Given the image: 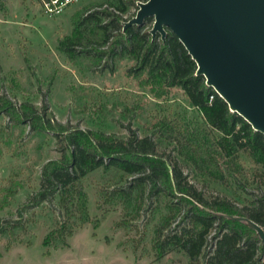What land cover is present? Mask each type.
Wrapping results in <instances>:
<instances>
[{"label":"rangeland","instance_id":"obj_1","mask_svg":"<svg viewBox=\"0 0 264 264\" xmlns=\"http://www.w3.org/2000/svg\"><path fill=\"white\" fill-rule=\"evenodd\" d=\"M3 2L0 95L16 107L29 103L41 112L44 108L45 117L54 123L102 131L119 139L131 132L149 136L157 151L176 161L206 198L226 197L238 205H253L260 192L255 182L260 165L240 154V172L225 171L227 182L221 185L197 172L183 157L194 141L205 145L221 133L204 121L179 87L166 88L156 97L154 91L159 92L160 85L152 84L146 73H128L136 63L130 55L115 56L104 66L103 60H94L92 52L85 56L81 51L69 59L57 49L59 41L72 32L76 15L114 0H77L56 16H46L34 0ZM133 8L129 6L123 17L128 18ZM142 25L151 29L149 22ZM54 133L14 124L0 113V202L5 200V191H17L0 209V228L5 229L0 233V264H189L182 250H168L158 258L154 249L155 228L167 211L165 198L145 196L143 204L133 200L128 205L117 198L102 202L100 193L132 178L113 168L100 167L82 179L89 219L80 224L78 215H73V234L66 237V245H44L46 235L66 218L57 193L38 205L33 203L42 166L60 158ZM120 221L122 225L117 224Z\"/></svg>","mask_w":264,"mask_h":264},{"label":"trees","instance_id":"obj_2","mask_svg":"<svg viewBox=\"0 0 264 264\" xmlns=\"http://www.w3.org/2000/svg\"><path fill=\"white\" fill-rule=\"evenodd\" d=\"M3 4L0 0V7ZM135 5L136 0H114L101 9L76 15L72 32L59 41L57 49L69 59L81 51L85 56L92 52L94 60H103L104 66L115 56L130 55L136 63L128 73L136 76L146 73L152 84L161 86L159 92L154 91L156 97L166 88L179 87L204 121L221 133L217 139H207L205 145L194 141L192 149L183 152L185 160L211 182L224 185L225 171L240 172L243 154L262 167L255 174L259 195L251 206L238 205L226 197L206 198L187 180L176 161L157 151L151 137L131 132L127 138L119 139L102 131L54 123L45 117L44 108L41 112L29 103L16 107L1 94L0 113L14 124L26 123L36 132L55 131L60 158L42 166L40 189L33 196V203L38 205L57 193L66 218L46 235L44 245H66V237L73 234L70 223L73 215H78L80 224L89 219L82 179L100 167L113 168L132 178L125 185L100 193L103 203L117 198L124 205L133 200L143 204L145 196L166 199L167 211L155 228L153 245L158 258L168 250H182L189 264H264V259L261 260L264 243L244 220L234 218H248L264 230V135L232 112L214 89L206 85L205 78L195 74L196 63L173 33L167 31L162 39L160 34L152 38L143 25L123 30V22L134 14L128 18L122 14ZM147 22L150 27L152 19L146 18L144 23ZM77 46L80 51H76ZM16 192L15 188L4 192L0 209ZM0 233H5V229L0 228Z\"/></svg>","mask_w":264,"mask_h":264},{"label":"water","instance_id":"obj_3","mask_svg":"<svg viewBox=\"0 0 264 264\" xmlns=\"http://www.w3.org/2000/svg\"><path fill=\"white\" fill-rule=\"evenodd\" d=\"M123 30L153 20L152 38L173 33L196 63V75L264 135V0H146ZM244 220L264 243L263 228Z\"/></svg>","mask_w":264,"mask_h":264},{"label":"built area","instance_id":"obj_4","mask_svg":"<svg viewBox=\"0 0 264 264\" xmlns=\"http://www.w3.org/2000/svg\"><path fill=\"white\" fill-rule=\"evenodd\" d=\"M38 3L41 11L46 16H56L63 12L64 8L68 6L70 3H73L77 0H34ZM146 0H139L136 1V5L133 8V13L135 15L136 11L138 10L137 3L138 2H145Z\"/></svg>","mask_w":264,"mask_h":264}]
</instances>
